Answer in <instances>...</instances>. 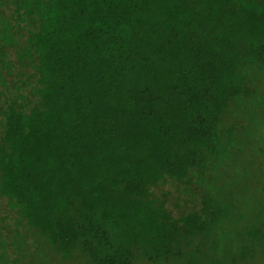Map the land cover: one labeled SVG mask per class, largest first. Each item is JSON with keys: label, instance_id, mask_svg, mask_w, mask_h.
<instances>
[{"label": "trees", "instance_id": "trees-1", "mask_svg": "<svg viewBox=\"0 0 264 264\" xmlns=\"http://www.w3.org/2000/svg\"><path fill=\"white\" fill-rule=\"evenodd\" d=\"M260 116L264 0H0V264L246 263Z\"/></svg>", "mask_w": 264, "mask_h": 264}, {"label": "rangeland", "instance_id": "rangeland-1", "mask_svg": "<svg viewBox=\"0 0 264 264\" xmlns=\"http://www.w3.org/2000/svg\"><path fill=\"white\" fill-rule=\"evenodd\" d=\"M253 133H251L250 138L247 140V144L245 146V155L242 157L245 161L249 160L251 164L250 167H245L239 169L237 172L240 177H238L239 182L237 184L238 188L235 189V200L236 204L242 206L241 212L243 215L246 213L245 220L241 223V230L242 225L246 224L249 220L250 213L262 212V219H264V181H262V177L260 178L258 172V166L261 164V159L259 156V150H262L264 153V117L260 116L257 118L255 126L253 127ZM261 154V153H260ZM259 157V159H258ZM258 161V163H257ZM241 167V166H240ZM236 174V173H235ZM264 179V177H263ZM246 182H251L253 185H246ZM236 185V184H235ZM263 204V206H261ZM245 222V223H244ZM225 227L227 230L232 226L231 221L225 222ZM264 228V227H263ZM245 236V232H244ZM31 239V238H30ZM32 240V239H31ZM242 245L245 247L247 243L245 239H240ZM257 241L264 242L261 238H258ZM248 247V248H247ZM245 249H249L251 247H256L255 245L249 244ZM256 255L246 260V263L243 264H264V245L257 244L256 247ZM34 261H32L33 263ZM175 262H179V264H189L188 262L183 261L182 259H177ZM175 262H172L175 264ZM35 264V263H34ZM54 264V263H53ZM138 264V263H135ZM146 264H150L146 262Z\"/></svg>", "mask_w": 264, "mask_h": 264}]
</instances>
